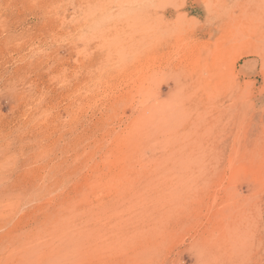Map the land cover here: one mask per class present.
<instances>
[{
    "label": "rangeland",
    "instance_id": "obj_1",
    "mask_svg": "<svg viewBox=\"0 0 264 264\" xmlns=\"http://www.w3.org/2000/svg\"><path fill=\"white\" fill-rule=\"evenodd\" d=\"M0 264H264V0H0Z\"/></svg>",
    "mask_w": 264,
    "mask_h": 264
}]
</instances>
